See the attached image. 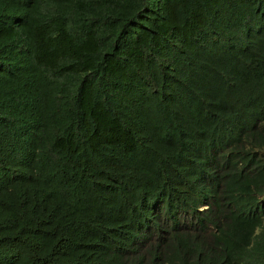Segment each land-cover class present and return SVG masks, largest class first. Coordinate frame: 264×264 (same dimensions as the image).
I'll use <instances>...</instances> for the list:
<instances>
[{
	"label": "trees",
	"instance_id": "obj_1",
	"mask_svg": "<svg viewBox=\"0 0 264 264\" xmlns=\"http://www.w3.org/2000/svg\"><path fill=\"white\" fill-rule=\"evenodd\" d=\"M0 264H264V0H0Z\"/></svg>",
	"mask_w": 264,
	"mask_h": 264
}]
</instances>
